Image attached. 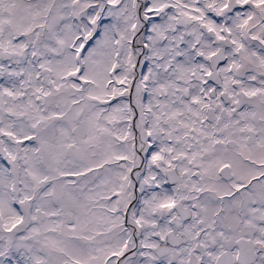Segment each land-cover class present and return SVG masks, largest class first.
Listing matches in <instances>:
<instances>
[{
    "label": "snow or ice",
    "instance_id": "6c2138e0",
    "mask_svg": "<svg viewBox=\"0 0 264 264\" xmlns=\"http://www.w3.org/2000/svg\"><path fill=\"white\" fill-rule=\"evenodd\" d=\"M0 264H264V0H0Z\"/></svg>",
    "mask_w": 264,
    "mask_h": 264
}]
</instances>
